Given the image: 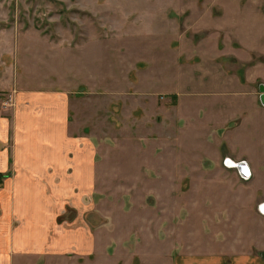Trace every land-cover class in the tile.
I'll use <instances>...</instances> for the list:
<instances>
[{
  "label": "rangeland",
  "instance_id": "1",
  "mask_svg": "<svg viewBox=\"0 0 264 264\" xmlns=\"http://www.w3.org/2000/svg\"><path fill=\"white\" fill-rule=\"evenodd\" d=\"M252 1L264 12V0H0V108L24 67L49 83L61 64L79 84L71 119L97 150L95 250L45 264H172L180 252L238 251L247 236L261 243L262 177L223 134L237 102L225 69L237 65L223 57L225 69L190 76L214 52L264 46Z\"/></svg>",
  "mask_w": 264,
  "mask_h": 264
},
{
  "label": "crops",
  "instance_id": "2",
  "mask_svg": "<svg viewBox=\"0 0 264 264\" xmlns=\"http://www.w3.org/2000/svg\"><path fill=\"white\" fill-rule=\"evenodd\" d=\"M252 4L264 17L260 3ZM201 28L202 24L195 27ZM237 45L245 52L229 49L224 56L214 52L212 60L198 62L190 76L200 71L209 77L225 69L220 62L223 57L237 65V72L225 69L233 82L227 92L245 97L234 96L237 102L232 100L230 105L232 117L229 112L224 114L234 124L223 134L229 138L230 155L246 160L254 172H260L264 198V105L260 101L264 46L258 50ZM61 67L55 65L49 83L27 78L24 67L15 77L11 106L0 108V264H45L68 255L87 257L95 250L97 241L90 219L95 203L97 150L92 134L80 128L75 117L71 119L76 101L72 89L79 84L68 79ZM181 92L182 100L192 96L186 89ZM248 109L254 119L246 115ZM241 121L246 124L243 129L239 128ZM250 228L243 230L252 231ZM262 232L264 235V228ZM243 240L245 244L238 251L177 253L172 264H264V237L261 243L248 236Z\"/></svg>",
  "mask_w": 264,
  "mask_h": 264
},
{
  "label": "built area",
  "instance_id": "3",
  "mask_svg": "<svg viewBox=\"0 0 264 264\" xmlns=\"http://www.w3.org/2000/svg\"><path fill=\"white\" fill-rule=\"evenodd\" d=\"M228 163H229L230 166H234V167H236V168H238V169H241V170H242L243 167L239 168V166H238L239 163H243V164L245 165V167L247 166L246 163L243 162V161H240V162H231V161L229 162V161H228ZM233 163H234V164H233ZM243 173H244V174H243V177H244V178H248L249 175H250L248 171L243 172Z\"/></svg>",
  "mask_w": 264,
  "mask_h": 264
},
{
  "label": "water",
  "instance_id": "4",
  "mask_svg": "<svg viewBox=\"0 0 264 264\" xmlns=\"http://www.w3.org/2000/svg\"><path fill=\"white\" fill-rule=\"evenodd\" d=\"M260 92H261L260 101L264 105V87H260ZM238 166H239V168H241V167L245 168V165L243 163H239Z\"/></svg>",
  "mask_w": 264,
  "mask_h": 264
},
{
  "label": "bare ground",
  "instance_id": "5",
  "mask_svg": "<svg viewBox=\"0 0 264 264\" xmlns=\"http://www.w3.org/2000/svg\"><path fill=\"white\" fill-rule=\"evenodd\" d=\"M229 161H231V162H235V161H233V160H231V159H229ZM234 164V163H233Z\"/></svg>",
  "mask_w": 264,
  "mask_h": 264
}]
</instances>
